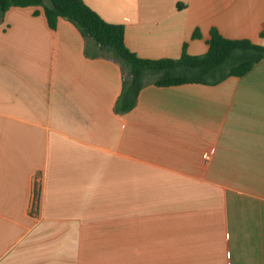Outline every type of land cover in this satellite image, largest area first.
Instances as JSON below:
<instances>
[{
    "label": "crops",
    "instance_id": "obj_1",
    "mask_svg": "<svg viewBox=\"0 0 264 264\" xmlns=\"http://www.w3.org/2000/svg\"><path fill=\"white\" fill-rule=\"evenodd\" d=\"M83 2L143 58L211 28L264 45V0ZM85 45L41 6L0 17V264H264V59L120 113L119 63Z\"/></svg>",
    "mask_w": 264,
    "mask_h": 264
},
{
    "label": "trees",
    "instance_id": "obj_2",
    "mask_svg": "<svg viewBox=\"0 0 264 264\" xmlns=\"http://www.w3.org/2000/svg\"><path fill=\"white\" fill-rule=\"evenodd\" d=\"M11 6H41L51 29L56 28L60 17L66 18L82 34L87 55L93 54L89 48L91 42L101 54L117 61L123 73L121 92L115 103V110L120 113L135 106L140 90L148 83L213 85L229 76L244 75L264 59V45L246 38L224 37L216 28L209 31L208 47L203 54L191 55L184 45L178 58H143L126 46L123 25L105 21L83 0H0V17ZM199 35L197 30L192 33V37Z\"/></svg>",
    "mask_w": 264,
    "mask_h": 264
},
{
    "label": "built area",
    "instance_id": "obj_3",
    "mask_svg": "<svg viewBox=\"0 0 264 264\" xmlns=\"http://www.w3.org/2000/svg\"><path fill=\"white\" fill-rule=\"evenodd\" d=\"M208 154H209L208 152L205 153V157H206V158L208 157Z\"/></svg>",
    "mask_w": 264,
    "mask_h": 264
},
{
    "label": "rangeland",
    "instance_id": "obj_4",
    "mask_svg": "<svg viewBox=\"0 0 264 264\" xmlns=\"http://www.w3.org/2000/svg\"><path fill=\"white\" fill-rule=\"evenodd\" d=\"M77 28V27H76Z\"/></svg>",
    "mask_w": 264,
    "mask_h": 264
}]
</instances>
